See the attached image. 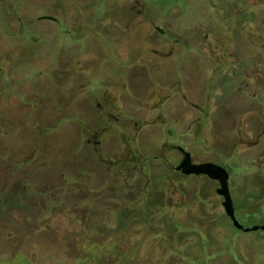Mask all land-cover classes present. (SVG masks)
<instances>
[{"label":"rangeland","instance_id":"obj_1","mask_svg":"<svg viewBox=\"0 0 264 264\" xmlns=\"http://www.w3.org/2000/svg\"><path fill=\"white\" fill-rule=\"evenodd\" d=\"M237 3L257 50L264 0H0V264H264V231L236 230L215 184L162 174L161 155L177 156L161 151L165 130L194 149L190 107L174 94L155 122L147 109L179 82L201 97L209 64L176 72V39L202 49L223 35L217 8L235 17ZM221 105L198 160L214 157L213 131L223 140ZM250 213L235 216L264 225Z\"/></svg>","mask_w":264,"mask_h":264},{"label":"flooded vegetation","instance_id":"obj_2","mask_svg":"<svg viewBox=\"0 0 264 264\" xmlns=\"http://www.w3.org/2000/svg\"><path fill=\"white\" fill-rule=\"evenodd\" d=\"M211 9L215 10V7L212 5L211 8H208L210 25L212 29L217 31L213 25L215 18ZM237 9L243 12L239 14L237 12L234 17L235 13L229 14L226 8H217L216 12L219 13L222 21L218 30H221L223 35L218 32L211 33L210 36L207 35L200 42L202 49L196 47L198 41L196 39H176L181 47L180 55L176 61V72L181 67L188 73L190 71L194 74L193 70H196L199 57L205 58L206 63L209 64L205 66L208 71L201 97H198L196 89L192 95L190 94L191 97H188L180 88L181 82H179L177 91L164 96L155 95L152 99V105L147 107L148 113H152V115L148 114V117L151 116V122H155L163 114V106L175 94L179 96L180 102L185 103V107H182L183 110H186L185 112H189L188 107L193 111L189 131L193 128L195 139L192 143L194 149H187L181 143L185 139L187 131L171 137L173 132L169 129L165 130L166 138L162 142L161 151L175 150L177 156L173 159L175 164L171 165L169 159L161 155L163 158L160 166L163 169L162 174L169 179L170 176H176L184 181L194 179L198 182L205 181L215 184L214 192L220 199L223 213L228 219L229 217L222 205L224 199L217 194L218 181L206 175H186L182 170H176V167L183 161L184 153L189 154L191 163L194 165L212 163L220 166L227 173L229 194L230 189H234L238 181L241 182L240 193L242 194L237 205H234L230 194L234 216L236 211L244 215L251 214L250 212L256 213L257 209L264 215V210H261L264 203V39L259 35L261 43L258 44L257 50L245 49V8L237 3ZM156 30L162 33L158 28ZM250 43L256 46L255 42ZM170 91L172 92V90ZM210 103L218 105L219 109L220 104L223 106V103L233 107L226 109L220 115L225 122L220 131L223 140L218 144V133L214 131L211 133L212 139H216L217 145L223 149L219 146L208 148L209 152H206L211 153L214 157L198 160L195 155H199L198 149L203 143L200 136L202 124L204 121H212L216 115L208 109ZM200 105L207 108H202ZM171 139L174 141L171 142ZM204 141L206 142V140Z\"/></svg>","mask_w":264,"mask_h":264},{"label":"water","instance_id":"obj_3","mask_svg":"<svg viewBox=\"0 0 264 264\" xmlns=\"http://www.w3.org/2000/svg\"><path fill=\"white\" fill-rule=\"evenodd\" d=\"M40 19L48 20L52 18L41 17ZM176 170H182V172L186 175L189 174L206 175L209 178L218 181L219 188L217 189V194L223 197L224 201L222 205L226 211L227 216L229 217L232 223V226L236 230L242 232H256L258 230H264V226L254 225L251 227H244L237 221L236 217L234 216L233 205L229 194L227 173L223 168L212 163L194 165L191 163L189 154L184 153V159L179 164V166L176 167Z\"/></svg>","mask_w":264,"mask_h":264}]
</instances>
